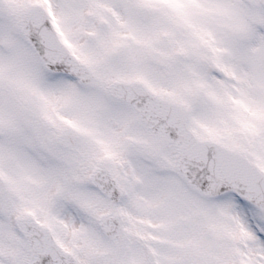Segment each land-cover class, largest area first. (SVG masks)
Here are the masks:
<instances>
[{
  "label": "snow or ice",
  "instance_id": "1",
  "mask_svg": "<svg viewBox=\"0 0 264 264\" xmlns=\"http://www.w3.org/2000/svg\"><path fill=\"white\" fill-rule=\"evenodd\" d=\"M0 264H264V0H0Z\"/></svg>",
  "mask_w": 264,
  "mask_h": 264
}]
</instances>
